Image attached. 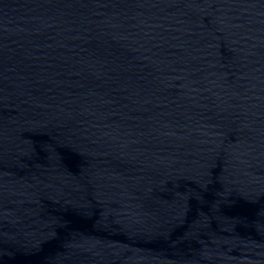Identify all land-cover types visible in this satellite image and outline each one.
Returning <instances> with one entry per match:
<instances>
[{
  "label": "water",
  "instance_id": "95a60500",
  "mask_svg": "<svg viewBox=\"0 0 264 264\" xmlns=\"http://www.w3.org/2000/svg\"><path fill=\"white\" fill-rule=\"evenodd\" d=\"M0 264H264V0H0Z\"/></svg>",
  "mask_w": 264,
  "mask_h": 264
}]
</instances>
